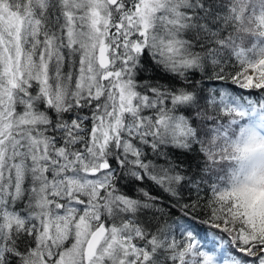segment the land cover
I'll return each instance as SVG.
<instances>
[{"label":"snow or ice","instance_id":"obj_1","mask_svg":"<svg viewBox=\"0 0 264 264\" xmlns=\"http://www.w3.org/2000/svg\"><path fill=\"white\" fill-rule=\"evenodd\" d=\"M0 264H264V0H0Z\"/></svg>","mask_w":264,"mask_h":264},{"label":"trees","instance_id":"obj_2","mask_svg":"<svg viewBox=\"0 0 264 264\" xmlns=\"http://www.w3.org/2000/svg\"><path fill=\"white\" fill-rule=\"evenodd\" d=\"M249 30L251 31H255V26L254 24L253 25H249L248 26ZM248 46V41L246 40L245 41V47ZM251 55V54H250ZM253 59H255V57H253ZM233 88L234 91H243V94H244V99L247 100V99H256L257 98V94L254 90H238L235 88V86H230ZM251 92V95H249L248 93ZM227 119V117H225V120ZM225 167H227V165H225ZM220 175H223V172L219 173ZM206 242L209 243V246H212L213 244H216L218 245L219 242L214 240L212 237H208ZM219 251V248L217 249Z\"/></svg>","mask_w":264,"mask_h":264}]
</instances>
